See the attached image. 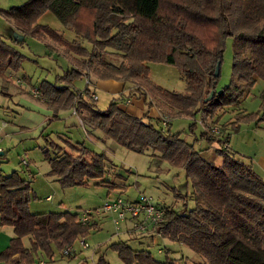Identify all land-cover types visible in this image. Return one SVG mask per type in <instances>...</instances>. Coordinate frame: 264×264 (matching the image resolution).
I'll return each mask as SVG.
<instances>
[{"label":"trees","instance_id":"obj_1","mask_svg":"<svg viewBox=\"0 0 264 264\" xmlns=\"http://www.w3.org/2000/svg\"><path fill=\"white\" fill-rule=\"evenodd\" d=\"M50 10L64 27L74 33L63 36L37 18ZM0 14L11 21L22 36L41 40L62 54L71 64L56 82L43 79L36 87L40 98L56 117L59 109H74L86 131L100 130L104 136L138 153H146L155 164L166 161L182 169L185 180L173 187L181 200L179 208L165 207L162 236L186 245L203 257L196 264H264V180L253 169L250 158L225 145L223 138L200 131L199 140L219 143L215 155L220 162L207 159L201 149L187 141L180 131L171 132L150 121L149 95L177 114L193 119L189 132L194 133L195 116L200 121L215 116L224 106L238 103L257 79L264 82V0H25L0 7ZM232 38L231 78L216 89V63L222 60L225 40ZM79 37L91 43L88 49ZM0 34V77L4 71L17 70L23 54L14 48L17 36L9 41ZM110 47L121 55L118 63L102 57ZM174 64L184 79L181 91L154 84L148 77V62ZM93 74L124 82V90L103 108L95 104L86 85L74 86L73 79ZM212 96L204 100L209 91ZM144 97L146 109L136 116L118 105L130 96ZM264 106V88L260 91ZM256 112L237 113L232 130L239 121L254 119ZM260 118H264V109ZM198 136L195 135V139ZM47 173L55 175L62 187L84 184L89 178L109 188L116 183L104 179L107 157L82 141L63 139V146L44 138ZM52 149L59 152L53 155ZM184 190V192H181ZM35 197L28 182L16 170L0 173V225H11L14 235L0 250V264L14 254L15 264H26L41 250L47 257L53 250H64L80 236L97 227L95 220L81 222L77 211L32 212L29 201ZM188 200L192 206L188 207ZM27 236L29 246L22 237ZM122 264H178L176 258H154L148 249L131 247L126 240L111 241ZM97 264H109L100 255ZM184 264V263H182Z\"/></svg>","mask_w":264,"mask_h":264},{"label":"rangeland","instance_id":"obj_2","mask_svg":"<svg viewBox=\"0 0 264 264\" xmlns=\"http://www.w3.org/2000/svg\"><path fill=\"white\" fill-rule=\"evenodd\" d=\"M37 21L39 23L48 24L57 32L62 33L63 36L68 39H71L73 36V31L64 27L50 10H46L41 15H39ZM4 22L5 20L0 14V27H3ZM79 40L88 49L91 48L92 45L90 42L83 39L82 37H79ZM14 48L23 54L20 67L17 70H14L16 72L15 75L19 76L20 78L25 77L29 83L28 87L36 88L39 82L43 79L60 84V82L57 81V78L66 69L71 67V64L62 54L49 49L44 42L33 37L26 36L23 42L19 43L17 46L14 44ZM105 50L106 51L101 52V55L106 60L115 63H118L121 60V55L117 50L110 47H106ZM51 54L52 56H50ZM231 62L232 38L231 36H228L225 40L222 60L219 65V73L215 84L216 89H220L229 82L231 78ZM148 66V77L154 84L170 90H183L184 79L174 64L161 61H152L148 62ZM72 83L79 89L83 88L78 86L84 84V82H82V78L81 80H77L76 83L73 79ZM262 86L263 81L261 79H257V81L254 82L248 91L247 88H245L247 93L241 96L238 100L240 102L239 107H236V105L234 107V109L243 110L235 112L232 116L233 120L237 113H242V111L245 113L256 112L259 109L261 105V97L259 94ZM100 95L104 97L99 98L98 105H102L104 103V99H106V106L108 103L107 99H109V97L103 93H100ZM149 100L151 101V99ZM234 109L224 106L222 109L217 111V118L222 116L218 120L219 123L216 120L211 121L210 118L212 117H207L205 121L199 122V115H196L194 133L189 132V125L191 122H193L192 118H189V116H173L171 118L169 124L170 127L168 130L171 132L180 131L182 137H184L187 141H193L194 147L198 148L200 142L205 140H199V134L202 129L208 132V136L217 137L220 135L221 138L225 136V130L227 129L228 124L229 126H232L233 124V120L229 121L227 119V114L225 115V113ZM68 110L69 112H72L71 109ZM166 113L171 115L170 112ZM250 120L251 119L242 120L240 129L235 131L236 133H240L235 137L234 146L239 143L241 145H247L245 144V139L247 131L250 127ZM61 125V122L54 121L50 128H52L54 131H57L58 129H61L59 128ZM213 125L218 128L219 133H213L211 129ZM81 130V128L72 130L71 135H73L75 139L74 141H71L69 138L65 139L70 140L71 142L82 141L88 148L94 150L95 152H99L91 147L89 141ZM165 130H167V127ZM256 132L262 135L264 134V131L262 130H256ZM195 135L198 137L194 140ZM212 142V147H214V149L212 148L211 151L215 152V147H218L219 143L216 141ZM231 142L234 143L233 139ZM44 144L45 140L42 139L32 140L25 146L24 144H20L18 146L15 139L13 138L11 139V144L7 143L8 148L4 150V153L0 154V173L6 174L11 170H16L18 174L22 178H25V180L27 179V181L29 179L26 178V172L21 165V158L24 157L30 160V168L34 171V177L31 179L30 185L33 186L31 189L34 191L35 197L29 201L28 207L32 211H56L63 208L69 209L71 211H79L81 209L98 207L106 198L120 196L122 198L130 199L136 197L139 193L150 195L157 204L165 207L177 209L181 205V200L176 199L173 195V187H176L184 182V173L182 169L170 166L166 161L155 164L151 157L146 153L132 151L125 148L124 146H121L112 139H107L103 146L104 150L102 152L107 157L106 171L104 172L103 178L112 181H115L116 177L120 178L124 183L122 184L121 189L109 188L103 184H96L95 179L93 178H89V180L84 184L62 187L56 180V176H54L55 179H51V177L48 178V175H50L47 173L49 170V163L44 157L42 149V145ZM50 152L53 155H57L59 153H54L52 149H50ZM237 152L245 156L247 154V152L243 150H239ZM204 155L207 159L220 162L221 157L219 155ZM109 163L112 164L110 167L111 169L108 168ZM181 192H184V190H181ZM45 195H50V198L45 199ZM187 206H192L191 200H188ZM99 218L101 219L97 227L91 228L87 234V241L89 242L90 247L83 249L80 253V246L78 245L80 237H77L73 242L75 252L80 256L86 255L91 251L94 245L99 244V250H96L94 258L91 260L90 257H88L85 261L87 263L83 264H97V259L100 255H103L104 259L109 264H122L117 253L108 247V244L111 241L117 239L126 240L127 243L134 248L148 249L151 255L159 260H162L165 257V253H167L168 257H178V259H176L178 264H196L197 262H202L204 260L202 256L192 251L186 245H180L177 242L172 243L167 237H162V235L154 234L151 240L147 238L140 242V239H135L132 236L124 234L122 224L120 230L117 231L110 214H104V216H100ZM6 226L0 225V227ZM134 236L137 237L138 235ZM22 242H25L24 245H28L27 238ZM158 247H161L162 250L158 251ZM164 247L167 248V250L163 249ZM55 257V261L46 262L47 260L45 258L42 257V259L46 264H72L75 262L74 260L68 262L67 259H65L66 257H60L58 253L55 254ZM34 258L35 254H33V260L26 264H37V259L34 260ZM47 258L49 259V257Z\"/></svg>","mask_w":264,"mask_h":264},{"label":"crops","instance_id":"obj_3","mask_svg":"<svg viewBox=\"0 0 264 264\" xmlns=\"http://www.w3.org/2000/svg\"><path fill=\"white\" fill-rule=\"evenodd\" d=\"M25 0H0V7L6 8L10 5H16L20 4ZM5 20L3 27H0V34L2 33L4 37H6V41H9V38L12 36H17V42L15 45L17 46L19 43L23 42L22 36H20V33L18 30L15 28L13 23L6 18L3 17ZM1 34V35H2ZM74 37V33L73 36ZM71 37V38H72ZM25 39V37H24ZM70 39V38H69ZM52 56V54L50 55ZM5 75L7 76V79H2L0 77V151L2 152L1 154L4 153V150H6L7 143L11 144V139H15L16 143L18 146L20 144H24V146L32 140H42L45 137L52 139L56 143L60 144L63 146V141L62 139L69 138L71 141H74V137L72 134V130L81 128L82 133L85 135L87 140L89 141V144L91 145L92 148H94L96 151L103 152V146L106 143L107 139H110L106 136L103 135V133L100 130H91V131H86L84 127V122L81 124L79 119L81 116L79 114H85V111H82L81 113H77L76 111H73V108L71 109L72 112H69L67 109H59L55 114L58 117H54L52 115L53 111L51 108H49L40 98L39 96H34L33 93L31 92L32 88L35 87H28L29 83L25 77H19L15 75V71L12 69L7 68L4 71ZM84 82L82 85H78L80 87L88 86L91 94H95V104L103 108L105 106V101L102 105H98V100L100 97H104L100 95V93L106 94V96L109 97L108 102L113 98L118 96L123 90H124V82L120 80H116L113 78H97L93 75L89 76H81L78 79H74V82L76 83L77 80H81ZM257 81V80H256ZM255 81V82H256ZM264 88V82L262 89ZM250 89L247 88V91ZM261 89V90H262ZM245 91L244 95L247 93ZM149 99H151L152 105H150L147 108V113L148 116L150 117L151 123H153L156 127H162L165 129H169V124L171 121V118L173 116H188L186 114H177L174 113V110L168 107L166 104H164L162 101H160L156 96L149 95ZM128 100V101H127ZM239 103L232 104V105H227L230 109H234L235 105L236 107H239ZM118 105L127 110L128 112L136 115V116H141L143 114V111L146 109V105L144 103V97L143 95L141 96H130V97H125L122 100L118 101ZM264 109V106L256 111V115L254 119H251L249 121V129L247 131L246 135V146L239 144H235V137L240 133H236L235 131L239 130L241 127L242 121H239L236 123L237 125V130H232L231 126H229L226 131V134L229 133V138H228V146L232 148L233 150L239 151L243 150L247 152L246 156L250 158L251 165L253 169L263 178L264 180V134H259L256 132V130H262L264 131V118H260L261 113ZM240 110L243 109H234L232 111L226 112L225 115L227 114V119L229 121H232L233 118L232 116L234 115L235 112H239ZM170 112V114L166 113ZM244 113V111H242ZM198 115V114H197ZM167 116L168 120L165 125L162 123V118ZM222 116L218 117L215 119L213 116L210 118V120H218ZM189 118H191L189 116ZM55 122H61L62 125L61 129H58L57 131H54L52 128H50L53 123ZM201 122V121H199ZM219 123V122H218ZM253 124V126H252ZM202 127V125H201ZM203 130V129H202ZM247 130V129H246ZM225 134V135H226ZM220 137L221 136H217ZM233 139L234 143L231 142ZM114 141V140H113ZM213 142H208L207 140H202L200 142V145L198 146L197 149H201V154L206 157L204 154H207V156L211 155L215 156V152H212V147ZM44 146V145H42ZM25 148V147H24ZM238 148V149H236ZM214 153V155H213ZM245 154V153H244ZM24 158V157H22ZM21 158V160H22ZM26 159V158H25ZM28 161L27 165H23L21 162V165L23 166L25 172H26V178L29 180L26 181L30 185L31 179L34 177V171L31 170L30 168V160L26 159ZM106 164V161H105ZM112 164L109 163L108 168H110ZM30 168V169H29ZM111 169V168H110ZM12 171V170H11ZM55 175H48V178L51 177V179L54 178ZM46 177V176H45ZM25 179V178H24ZM89 180V179H88ZM113 182L116 183L117 187L121 189L123 181L116 177L115 181ZM32 188L33 186L30 185ZM48 195H45V199L47 198ZM50 196V195H49ZM135 198V197H133ZM130 198V199H133ZM59 210H69V209H59ZM32 211V210H30ZM71 211V210H69ZM32 212H39V211H32ZM99 217H95V221L99 224L100 222ZM6 226V225H5ZM130 223L128 221L124 222L122 224V229L124 230V234L132 236L135 239H140L139 241L142 242L144 239L149 238L151 240L154 235H147V234H135L138 235L137 237L134 236L133 233L130 232ZM14 235L13 232V227L11 225H8L6 227H0V250H2L9 242V239ZM165 237V236H162ZM27 238L28 245L29 246V239L27 236L22 237V241ZM85 240L87 241V235L85 236ZM75 241V240H74ZM73 241V242H74ZM170 242L174 243L176 241L170 240ZM70 245L69 249L67 252H62V250L55 249L53 250L54 254L48 259L44 253L41 250H37L35 254V259H37V262L42 261V264H46L45 261L42 259L45 258L48 261H55L56 257L55 254L58 253L60 257H66L68 262L70 261H75L72 264H83L87 263L85 262L88 257L92 260L94 258L96 250H99V244L94 245L91 249L90 252H88L84 256H80L75 252L74 245ZM25 243V242H24ZM23 243V244H24ZM78 243V242H77ZM180 245L179 242H177ZM80 246L79 252L81 253L83 249H87L90 247L89 242L87 241V245L83 246L80 243H78ZM167 250V248H163ZM162 248L158 247V251H161ZM99 252V251H98ZM88 255V256H87ZM18 256L17 254H14L10 259H8L4 264H14V262L17 260ZM178 259V257H173ZM36 263V262H35ZM39 264V263H37Z\"/></svg>","mask_w":264,"mask_h":264},{"label":"built area","instance_id":"obj_4","mask_svg":"<svg viewBox=\"0 0 264 264\" xmlns=\"http://www.w3.org/2000/svg\"><path fill=\"white\" fill-rule=\"evenodd\" d=\"M31 92L34 96H40V91L37 88H32ZM91 96L92 98L96 97L95 94H91ZM73 111L75 112L74 109ZM167 120V116L162 118L163 125L167 123ZM79 121L81 124L83 123L81 118ZM211 129L213 133H219L218 128L215 125H213ZM21 162L23 165L28 164V161L25 158H22ZM47 198H50V196L48 195ZM104 214H110L112 216L117 231L120 230L121 224L128 221L130 223L129 230L134 235H161L160 226L164 221L165 207L157 204L150 195L139 193L133 199H126L120 196L106 198L98 207L77 211L78 220L81 222L94 220L95 217L104 216ZM79 243L83 246L87 245L85 236H80ZM69 247L62 252H67ZM38 263L42 264L43 262L39 261Z\"/></svg>","mask_w":264,"mask_h":264},{"label":"water","instance_id":"obj_5","mask_svg":"<svg viewBox=\"0 0 264 264\" xmlns=\"http://www.w3.org/2000/svg\"><path fill=\"white\" fill-rule=\"evenodd\" d=\"M218 73H219V62L216 63V66H215V69H214V75L217 76ZM212 94H213V89H211V90L209 91L208 95L204 97V100L209 99V98L212 96ZM1 153H2V152L0 151V154H1Z\"/></svg>","mask_w":264,"mask_h":264}]
</instances>
